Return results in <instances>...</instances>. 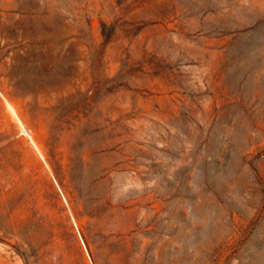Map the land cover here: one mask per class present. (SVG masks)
<instances>
[{
    "label": "rangeland",
    "instance_id": "374dc122",
    "mask_svg": "<svg viewBox=\"0 0 264 264\" xmlns=\"http://www.w3.org/2000/svg\"><path fill=\"white\" fill-rule=\"evenodd\" d=\"M0 264H264V0H0Z\"/></svg>",
    "mask_w": 264,
    "mask_h": 264
}]
</instances>
